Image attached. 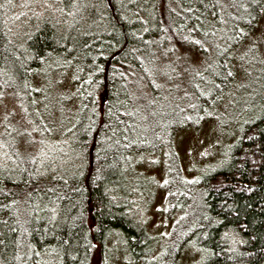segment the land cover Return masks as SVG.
Here are the masks:
<instances>
[{
    "label": "trees",
    "instance_id": "obj_1",
    "mask_svg": "<svg viewBox=\"0 0 264 264\" xmlns=\"http://www.w3.org/2000/svg\"><path fill=\"white\" fill-rule=\"evenodd\" d=\"M18 1L23 0H0V92L15 98L26 124L23 132L38 131L39 138L44 137L43 125L28 108L32 75L52 56L74 60L81 105L65 134L77 172L42 173L36 149L40 141L30 149L24 146L29 141L10 149L14 166L0 168V184L22 188L18 197L0 206V264H36L41 253L52 249L63 264H91L114 239L121 240L135 260L152 264L155 237L138 215L143 200L149 199L141 169L163 173L155 184L172 219L161 250L165 264H174L187 246L201 251L203 264H264V107L244 124L227 152L191 176L183 173L170 146L176 133L193 125V116L187 115L191 106L172 104L157 114L144 100L146 92L153 96L158 90L146 66L167 43L185 44V36L196 33L188 30L212 0H75L93 25L66 31L43 18L22 46L6 19ZM261 1H249L236 27L252 26ZM245 126L254 127L248 138L242 134ZM134 153L137 166L130 160ZM132 168L141 174L139 180ZM47 176L65 186L29 191L33 181ZM213 180L220 181L219 189L211 186ZM32 202H46L42 213L50 216L22 217L34 214Z\"/></svg>",
    "mask_w": 264,
    "mask_h": 264
},
{
    "label": "rangeland",
    "instance_id": "obj_2",
    "mask_svg": "<svg viewBox=\"0 0 264 264\" xmlns=\"http://www.w3.org/2000/svg\"><path fill=\"white\" fill-rule=\"evenodd\" d=\"M71 1L69 5L37 0L15 2L8 9L6 17L10 33L21 41L22 46L27 35L37 28L43 18H48L66 31L74 26H78L80 31L93 25L88 22L86 14H81L77 8L81 0ZM249 1H210L200 11L194 29L188 30L196 33L186 35L182 46L167 43L165 51L152 59L145 68L148 77L156 81L158 86L153 96L147 92L144 95L152 112H167L172 104L177 107L180 103L191 106L187 109V115L191 113L193 116V125L182 129L170 140L183 173L188 175L193 176L201 165L215 161L227 152V147L244 124L257 117L264 107V0L260 3L261 8L251 27L243 29L240 24L236 27L248 11ZM170 7L174 6L170 4ZM193 16L195 19L197 13H193ZM32 76L29 84L33 93L28 108L43 125L44 137L39 138L38 131L23 132L22 128L26 124L22 122L15 98L10 95L11 92L1 91L0 168L10 170L14 166L10 149H16L20 141H29L24 144L29 149L40 141L36 149L39 152L41 172L62 169L60 174L64 172L66 175H74L77 172L75 154L71 151L69 137L65 133L73 126L81 105L80 87L76 83L77 64L64 55L52 56L38 65ZM219 83L223 86L216 88ZM204 99L208 104L205 103L199 112L196 110L197 105H202ZM135 122L136 119L132 128ZM136 127H140V122L136 123ZM242 134L245 138L250 137L254 134V127L245 126ZM137 158L136 153L131 155L133 165L137 166ZM132 169L137 180L139 175H143L148 188L149 199L143 200L144 205L139 208L138 215L142 216L143 222H146L155 237L152 264H165L161 250L172 219L166 215L164 194L157 192L156 184L163 179V173L158 169L148 172L141 169L143 173L140 174L138 170ZM47 177L33 181L29 191L65 186L54 176ZM211 186L219 189L220 181L213 180ZM21 188L17 184H0V206L18 197ZM29 205L34 214L23 213L22 217L39 220L50 216L42 213L48 207L46 202H32ZM52 250L41 253L36 264H63L59 252ZM102 254V257H95L91 264H144L143 261L135 260V256L118 239L108 243ZM174 264H203L201 251L187 246Z\"/></svg>",
    "mask_w": 264,
    "mask_h": 264
}]
</instances>
